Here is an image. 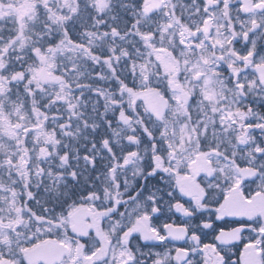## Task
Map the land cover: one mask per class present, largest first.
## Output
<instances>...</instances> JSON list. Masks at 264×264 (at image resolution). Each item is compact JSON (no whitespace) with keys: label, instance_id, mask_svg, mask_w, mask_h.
<instances>
[{"label":"snow or ice","instance_id":"snow-or-ice-1","mask_svg":"<svg viewBox=\"0 0 264 264\" xmlns=\"http://www.w3.org/2000/svg\"><path fill=\"white\" fill-rule=\"evenodd\" d=\"M0 264H264V0H0Z\"/></svg>","mask_w":264,"mask_h":264}]
</instances>
